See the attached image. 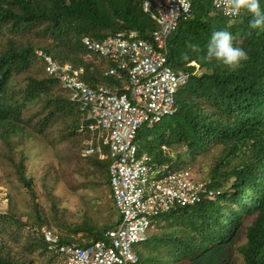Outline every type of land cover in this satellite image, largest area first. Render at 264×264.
Wrapping results in <instances>:
<instances>
[{"label": "trees", "instance_id": "obj_1", "mask_svg": "<svg viewBox=\"0 0 264 264\" xmlns=\"http://www.w3.org/2000/svg\"><path fill=\"white\" fill-rule=\"evenodd\" d=\"M145 1L0 0V186L8 200L0 210V264H64L33 230L61 228L62 244L84 247L104 239L121 218L105 171L114 159L105 147L102 158L83 156L89 132L80 130V107L70 101V90L45 74L44 59L83 68L87 87L116 86L121 93L127 78L106 75L115 62L88 52L82 39L137 33L150 42L159 24L144 11ZM259 2L264 11V0ZM193 3L168 41L166 63L190 79L175 94L173 116L141 126L135 143L137 157L147 153L169 170L187 159L185 169L210 178L216 194L160 214L137 247L136 264H264V28L249 29L246 13L225 16L213 0ZM215 31L230 32L234 46L246 51L249 58L239 69L203 59ZM186 42L200 51H190ZM173 56L178 69L169 64ZM36 148L50 157L32 159ZM102 179L109 199L103 192L101 205L78 196L101 191ZM59 181L76 197L79 212L59 208L51 193Z\"/></svg>", "mask_w": 264, "mask_h": 264}, {"label": "built area", "instance_id": "obj_2", "mask_svg": "<svg viewBox=\"0 0 264 264\" xmlns=\"http://www.w3.org/2000/svg\"><path fill=\"white\" fill-rule=\"evenodd\" d=\"M192 1L144 2V10L159 24L150 42L137 33L108 37L103 42L82 39L88 52L115 62L106 75L127 78L121 93L116 86L87 87L81 80L83 68L58 64L45 56V74L72 92L70 101L82 112L80 130L89 132L84 154L102 157L105 147L114 159L108 169L109 181L121 215L104 239L84 247L62 244L58 229L38 232L64 264H134L138 255L133 244L148 238L147 227L156 215L173 207H192L201 196L211 200L216 194L211 179L191 175L187 169L164 177L161 183H150L147 174L154 172V165H149L146 155L137 158L134 145L141 126L155 125L174 114L175 94L190 79L189 72L175 71L166 63L168 39L178 20L192 14ZM213 4L216 6L215 0Z\"/></svg>", "mask_w": 264, "mask_h": 264}, {"label": "clouds", "instance_id": "obj_3", "mask_svg": "<svg viewBox=\"0 0 264 264\" xmlns=\"http://www.w3.org/2000/svg\"><path fill=\"white\" fill-rule=\"evenodd\" d=\"M194 1L195 0H193L192 3ZM215 3L218 8L222 9L225 16L236 17L238 15L245 14V13L250 15L251 19L248 25L249 29L255 30V29L264 28V11H261L259 0H215ZM192 5L194 8V3ZM233 39H234L233 35L228 31L213 32L209 40V43L207 45L206 54L204 55L203 59L206 62H211L215 60L219 62L220 64H222L223 66H225L226 68H228V70L230 71H235L239 69L242 66V62L247 61L249 57L246 51L242 47L234 46ZM185 46L192 52L200 51L199 46L196 44H191V43L186 42ZM181 59L187 61L189 59V53L188 52L181 53ZM134 145L136 147V157H137L138 147L135 143V140H134ZM84 149H83V156H85ZM141 155L147 156V153H143ZM140 156H138L137 158H139ZM102 157H99V158H102ZM150 160L151 161H149V165H154V172L149 171L147 174V178L150 183H156L158 181L159 183H161L164 177L170 174H175L183 170H186L185 169L186 163H187L185 162L186 159L183 161L182 169L176 172H174L173 169L169 170L165 166L153 161L152 158H150ZM197 177L202 178L203 176L198 175ZM109 185L111 186L110 181H109ZM204 199L209 200V201L213 200V199L210 200L208 198H205V196H204ZM149 233H148V236H149ZM138 245L136 246V248H134L136 254H137L136 250H137Z\"/></svg>", "mask_w": 264, "mask_h": 264}, {"label": "rangeland", "instance_id": "obj_4", "mask_svg": "<svg viewBox=\"0 0 264 264\" xmlns=\"http://www.w3.org/2000/svg\"><path fill=\"white\" fill-rule=\"evenodd\" d=\"M189 25V24H188ZM176 34V31L175 29H173L172 31V34L170 36V38H173V36ZM174 62H175V56H173L170 61H169V64L170 66H172L173 68L175 69H178L174 66ZM58 63V62H57ZM60 64V63H59ZM109 83V82H108ZM168 118H165L164 120H167ZM140 132H143V129L141 128ZM42 157L43 158H46V157H50L49 153L48 152H45V150L43 149H40V148H36L35 150H33L31 152V158L34 159V158H39L42 162ZM185 162H187V159L185 160ZM182 166H183V162L180 163L176 168L173 169L174 172L178 171V170H181L182 169ZM30 169H36L37 166H34V165H29L28 166ZM106 172H108L106 169H105ZM104 171V172H105ZM108 179L110 180V175H109V172H108ZM100 181V180H99ZM102 182L104 184H102L101 186V191L100 190H97V188H92V189H88L86 191V194L85 195H82L80 193H78V196L80 198H83L90 201L92 204L94 205H101L103 202H102V196L101 194L104 192L105 194V198L106 199H109V197H106V194H107V187H106V182H105V179H102ZM43 184V183H42ZM15 188V187H14ZM5 193H6V189L1 187L0 186V210L2 209H6V204H7V197L5 196ZM20 200L21 202H26L27 199H29V197L27 196L26 192L25 191H22L20 190ZM41 190L39 189H36V194L39 195V197H41ZM51 193L53 195H55V198H56V201H58V206L59 208H63V207H66L68 209V212L69 213H74V212H79L81 210V207L76 199V197L71 193V190L69 189V187L65 186L62 182H58L57 186H56V189L54 190H51ZM43 197V196H42ZM41 199V198H40ZM42 200V199H41ZM39 200H37L36 202H38ZM110 205H111V202H110ZM96 209H100V206H95ZM103 207V206H102ZM176 208V207H173L172 209H170L168 212L164 213V214H171L170 212H172V210ZM2 210V213H4L5 211ZM48 211V209H45L43 213H46ZM163 215V214H161ZM160 215H156V217L152 220V223L151 225H149L147 228H148V231L151 232L154 230L153 226L155 223H158L162 217L160 218L159 217ZM109 214L105 213L103 214V220L104 221H109ZM69 220V216H67V218ZM73 221V220H72ZM4 226V225H2ZM43 229H50V227H45ZM58 229V228H56ZM59 231H61L62 229L59 228L58 229ZM80 237V236H78ZM147 240V239H146ZM145 240V241H146ZM143 241V242H145ZM143 242H139V243H143ZM79 243H84V240H81L79 241ZM139 243H134L133 244V247L136 248V246L139 244ZM36 254V253H35ZM32 255L33 259H44V258H38L37 256ZM138 255V253H137ZM139 257V255H138ZM43 261V264H47L48 262H45L44 260Z\"/></svg>", "mask_w": 264, "mask_h": 264}, {"label": "bare ground", "instance_id": "obj_5", "mask_svg": "<svg viewBox=\"0 0 264 264\" xmlns=\"http://www.w3.org/2000/svg\"><path fill=\"white\" fill-rule=\"evenodd\" d=\"M56 186H57V185H56ZM30 226L32 227L33 224H32V225L30 224ZM43 228H45V226L37 227V228H36L35 230H33V231H35V233H38V232H41V230H42Z\"/></svg>", "mask_w": 264, "mask_h": 264}, {"label": "water", "instance_id": "obj_6", "mask_svg": "<svg viewBox=\"0 0 264 264\" xmlns=\"http://www.w3.org/2000/svg\"><path fill=\"white\" fill-rule=\"evenodd\" d=\"M202 178H203V179H209V178H206V177H204V176H203ZM42 230H43V229H42ZM42 230H41V231H42ZM134 264H136V263H134Z\"/></svg>", "mask_w": 264, "mask_h": 264}]
</instances>
